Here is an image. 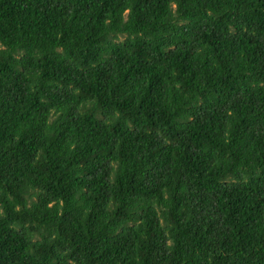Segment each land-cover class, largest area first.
Returning a JSON list of instances; mask_svg holds the SVG:
<instances>
[{
    "label": "trees",
    "instance_id": "16d2710c",
    "mask_svg": "<svg viewBox=\"0 0 264 264\" xmlns=\"http://www.w3.org/2000/svg\"><path fill=\"white\" fill-rule=\"evenodd\" d=\"M0 264H264V0H0Z\"/></svg>",
    "mask_w": 264,
    "mask_h": 264
}]
</instances>
